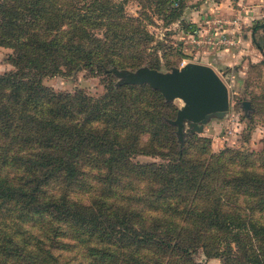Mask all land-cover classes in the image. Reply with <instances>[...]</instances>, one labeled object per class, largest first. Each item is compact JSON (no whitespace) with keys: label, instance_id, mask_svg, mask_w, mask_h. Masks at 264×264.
I'll list each match as a JSON object with an SVG mask.
<instances>
[{"label":"trees","instance_id":"trees-1","mask_svg":"<svg viewBox=\"0 0 264 264\" xmlns=\"http://www.w3.org/2000/svg\"><path fill=\"white\" fill-rule=\"evenodd\" d=\"M125 1L0 0V264H264V136L213 152L178 139L159 90L116 84L112 66H160ZM181 1L147 0L170 17ZM82 69L102 93L42 82Z\"/></svg>","mask_w":264,"mask_h":264},{"label":"rangeland","instance_id":"rangeland-1","mask_svg":"<svg viewBox=\"0 0 264 264\" xmlns=\"http://www.w3.org/2000/svg\"><path fill=\"white\" fill-rule=\"evenodd\" d=\"M242 3L246 5L243 8L250 13L244 22L242 15L245 10ZM242 3H239V0H182L173 10L175 12L173 17L166 15L169 10L165 5L162 6L161 12H157L155 6L149 5L147 0H126L123 6L125 15L139 19L151 34L152 39L147 44V52L158 56L160 61L158 69L169 70L172 66H178L182 58L197 62L210 61L226 83L229 96L227 114L221 119L212 118L204 125L202 131L195 132L210 139V149L213 152L225 146L259 150L264 136V26L253 27L264 20V6L259 4L253 11L252 0ZM169 8L173 9L171 6ZM235 15L241 17L238 41L222 54L224 56H214L215 58L211 60L209 52L213 49H208L204 45L197 50L194 49L191 56L178 53L183 49L189 50L187 43L189 41L185 42L187 40L185 34L188 32L184 31V26L193 25L194 29L203 27L205 30L208 27L206 20L215 16L229 18ZM253 39L262 44L263 48L259 49ZM11 51L9 47L0 46V74L13 69L7 59ZM42 82L55 90L70 91L82 88L92 95L104 91L102 77L92 75L84 69L71 74L44 76ZM243 99H248L253 107L248 116H245L241 108ZM172 101L177 107L182 103L178 98ZM157 159L142 154L134 157V160L138 161ZM197 260L203 264H221L219 258H206L203 254H199Z\"/></svg>","mask_w":264,"mask_h":264},{"label":"water","instance_id":"water-1","mask_svg":"<svg viewBox=\"0 0 264 264\" xmlns=\"http://www.w3.org/2000/svg\"><path fill=\"white\" fill-rule=\"evenodd\" d=\"M258 26L263 27L264 20ZM110 71L116 77V84L146 83L159 90L166 101L180 99L182 103L175 117L166 119L169 124L176 126L179 140H182L184 131L200 132L212 118L221 119L227 114L228 87L209 64L188 61L182 66H172L169 70L147 65L135 69L112 66ZM241 108L245 116L253 110L248 99L241 101Z\"/></svg>","mask_w":264,"mask_h":264},{"label":"built area","instance_id":"built-area-1","mask_svg":"<svg viewBox=\"0 0 264 264\" xmlns=\"http://www.w3.org/2000/svg\"><path fill=\"white\" fill-rule=\"evenodd\" d=\"M208 27L198 28L185 34L189 48L197 50L204 45L208 49H223L233 46L238 41L241 17L235 15L229 18L215 16L206 20ZM188 59L182 58L178 66L184 65Z\"/></svg>","mask_w":264,"mask_h":264},{"label":"crops","instance_id":"crops-1","mask_svg":"<svg viewBox=\"0 0 264 264\" xmlns=\"http://www.w3.org/2000/svg\"><path fill=\"white\" fill-rule=\"evenodd\" d=\"M243 1H247V0H239V3H242ZM254 2H256L255 5H254ZM252 3H253V5H252L251 7H252V10H253V11H254V9H255V10L257 9V7H258L259 4H262V5L264 6V0H252ZM242 4H243V3H242ZM243 7L245 8L246 5L243 4L242 8H243ZM244 8H243V9H244ZM244 10H245V9H244ZM249 15H250V13H247V11L245 10V12H244L243 15H242L243 22L246 21V19L249 17ZM229 49H231V48L229 47V48H223V49H213V51L209 52V53H210V54H209V58H211V60H212L213 58H215L214 56H220V55H222L224 52H226V51L229 50ZM222 56H224V55H222ZM201 62H205V61H201ZM205 63L209 64L210 66H213V65L210 63V61H207V62H205ZM213 68H214V66H213Z\"/></svg>","mask_w":264,"mask_h":264}]
</instances>
